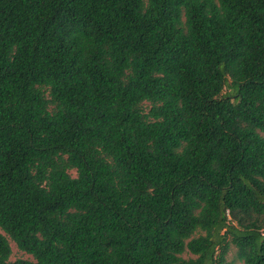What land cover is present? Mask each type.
Here are the masks:
<instances>
[{"label": "trees", "instance_id": "16d2710c", "mask_svg": "<svg viewBox=\"0 0 264 264\" xmlns=\"http://www.w3.org/2000/svg\"><path fill=\"white\" fill-rule=\"evenodd\" d=\"M230 247L264 264V0H0V264Z\"/></svg>", "mask_w": 264, "mask_h": 264}, {"label": "rangeland", "instance_id": "374dc122", "mask_svg": "<svg viewBox=\"0 0 264 264\" xmlns=\"http://www.w3.org/2000/svg\"><path fill=\"white\" fill-rule=\"evenodd\" d=\"M70 175L74 176V173L70 172ZM9 247H10V251H11L9 261H13L15 259H28V260H30V257L28 255L18 251L16 249V247L13 245V243L9 242ZM227 260L228 261L232 260L233 264H242L241 262H239L238 260H236L234 258V248H232V247L229 248V251L227 253Z\"/></svg>", "mask_w": 264, "mask_h": 264}]
</instances>
